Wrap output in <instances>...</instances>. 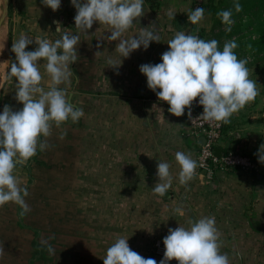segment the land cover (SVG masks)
<instances>
[{
    "label": "crops",
    "instance_id": "crops-1",
    "mask_svg": "<svg viewBox=\"0 0 264 264\" xmlns=\"http://www.w3.org/2000/svg\"><path fill=\"white\" fill-rule=\"evenodd\" d=\"M144 7L145 15L138 23L134 20L121 38L138 36L139 28L153 23L160 42H150L147 49L141 47L127 58H121L116 48L118 41L106 39L112 31L110 25L94 23L87 34L75 27L76 9L70 0H61L57 11L46 7L42 0H9L7 39L5 31L3 34L0 31V40L3 37L1 41L5 42L4 49L0 50L1 110L5 105L13 111L23 107L15 98L16 78H10L8 72L15 61L12 43L21 34L31 39L55 41L68 33L80 37L78 58L69 65L72 72L69 80L58 88L69 94L74 107L84 111L77 122L69 119L59 126L52 122L51 134L40 136L36 154L20 163L13 174L21 187L28 188L29 181L33 183L39 179L38 173L54 157L57 164L65 165L57 170L58 173L62 169L68 178L72 174L73 180L86 179L88 195L104 197L106 205L159 207V218L164 219V226L159 227L158 244L168 233L165 228H189L190 221L204 216L215 217L221 244L233 245L232 254L237 263L246 259L252 264H264V163L259 162L256 155L264 144V95L259 93L253 102L224 123L219 142L221 148L255 155L256 168L218 171L212 177H193L181 185L175 153H190L197 161L201 137L191 133L185 114L172 115L168 112L169 106L156 99L139 67L161 63V55L168 50L167 42L177 32L210 40L217 29L212 28V14L205 13L197 24L189 22L188 14L195 10L194 0H144ZM170 10L176 13L173 19L168 16ZM54 21L60 23V32H56ZM36 47L32 43L25 50ZM120 58L121 65L114 67L118 66ZM110 59L115 62L113 65L108 64ZM46 63V60L38 62L43 77L41 86L45 91L51 85ZM39 143L47 147L41 150ZM160 161L170 164L173 177L172 186L163 197L153 193ZM253 171L260 177L254 176ZM0 207L20 206L7 202ZM161 207H169L168 218L161 216L165 211ZM177 209H182L185 216L179 215ZM240 244L244 246H234Z\"/></svg>",
    "mask_w": 264,
    "mask_h": 264
},
{
    "label": "clouds",
    "instance_id": "clouds-1",
    "mask_svg": "<svg viewBox=\"0 0 264 264\" xmlns=\"http://www.w3.org/2000/svg\"><path fill=\"white\" fill-rule=\"evenodd\" d=\"M4 4V0H0ZM76 9L75 27L87 34L94 23L110 25L112 31L106 37L108 41H118L116 45L120 57L127 58L130 53L141 47L147 49L150 42H160L158 29L153 23L147 28H139L138 36L122 39L123 33L133 26V21L145 15L144 0H70ZM42 3L53 11L60 7L61 0H42ZM233 8L237 13L242 11L239 0H234ZM173 11L168 16L173 19ZM205 9L197 7L190 10L188 20L197 24L203 20ZM231 9L217 13L226 26L225 31H231ZM56 32L61 31L58 21ZM32 43L34 50L25 49ZM79 35L63 33L60 39H31L21 34L12 43L11 51L15 61L10 64V78H16V99L23 107L13 111L5 105L0 113V206L14 202L22 209L21 215L30 211L25 202L28 196L26 187H21L19 180L13 174L22 162L36 154L40 136L51 134L52 122L57 126L71 119L77 122L83 115L82 108H76L70 103L69 94L58 86L69 80L72 75L69 65L77 61V45ZM215 39L204 40L198 35L177 32L173 39L167 42L168 50L161 55V63L143 64L139 71L146 76L147 87L152 90L159 101L169 105L168 112L176 117L185 114L191 122L228 123L229 118L239 112L259 95L257 83L249 78L246 66L248 59H239L234 52L238 47L235 39L226 41L222 51ZM4 47V45H3ZM0 48V50L3 49ZM97 47H100L97 44ZM119 60V67L122 60ZM46 60V72L50 75L49 90L41 86L43 79L38 62ZM115 62L111 59L109 65ZM159 89V91H157ZM203 107V112L196 118L192 117L193 101ZM156 107V105H155ZM157 108V107H156ZM159 109V108H158ZM163 112L162 109H159ZM41 150L47 147L39 143ZM259 162L264 163V144L256 153ZM175 160L180 166L179 183L187 184L195 176L198 167L190 153L177 151ZM170 164L160 161L157 164L158 181L153 187V193L163 197L172 186L173 177ZM180 211L181 215L184 213ZM220 232L216 227L215 217L204 216L190 221V227L178 226L169 228L163 238L164 255L159 264H168L175 260L177 264H230L227 254H222ZM128 238L119 237L107 248L103 264H157L154 258H145L133 251L127 242ZM51 252L52 249L50 248ZM4 249L0 246V255Z\"/></svg>",
    "mask_w": 264,
    "mask_h": 264
},
{
    "label": "rangeland",
    "instance_id": "rangeland-1",
    "mask_svg": "<svg viewBox=\"0 0 264 264\" xmlns=\"http://www.w3.org/2000/svg\"><path fill=\"white\" fill-rule=\"evenodd\" d=\"M214 1L218 12L233 8V0ZM2 5L0 2V16ZM217 13L212 26L217 30L213 31L210 40H217L218 48H222L225 42L222 34L218 35L225 32L226 26L223 23L218 26L220 17ZM247 17L245 11L232 15L235 21L233 25L240 34L245 33L247 28L238 24L246 21ZM6 21L7 17L2 22L5 39ZM247 50L248 46L242 44L234 52L238 55ZM247 59L249 76L258 82V91L264 95V56ZM1 86L2 83L0 89ZM63 166L57 164L53 157L38 173L40 178L33 183L29 181L25 202L30 211L24 215H21V207H0V246L4 249L0 264H103L107 248L119 237L128 238L127 242L133 251L145 258H154L159 264L165 250L163 239L160 244L157 242L159 227L164 226V219L159 218V207L106 205L104 197L88 195L86 179L73 180L72 174L68 178L62 169L58 177L57 170ZM161 208L165 210L161 216L168 218L169 207ZM220 231L223 233V229ZM234 246L241 248L244 245ZM232 248L231 244H222L220 249L222 254L228 255L230 264H252L246 259L237 263ZM168 264L177 262L171 260Z\"/></svg>",
    "mask_w": 264,
    "mask_h": 264
},
{
    "label": "built area",
    "instance_id": "built-area-1",
    "mask_svg": "<svg viewBox=\"0 0 264 264\" xmlns=\"http://www.w3.org/2000/svg\"><path fill=\"white\" fill-rule=\"evenodd\" d=\"M202 2H204V0H194V8L196 9ZM157 91H159V89H157ZM154 95L158 100L156 94ZM159 102L168 105L166 102ZM191 111L193 118L198 117L203 112V107L199 105L198 98L193 101ZM187 112L188 109H185L186 120L191 133L197 137L204 138V142L200 145L198 151V167L195 170L196 174L194 177H212L218 171H233L236 169L248 171L256 168L257 164L251 155L229 147L221 148L219 142L222 137L224 123L221 122L220 126L217 127L215 123L203 122L201 120L191 122L188 119ZM216 147L221 148L220 156L215 155Z\"/></svg>",
    "mask_w": 264,
    "mask_h": 264
},
{
    "label": "trees",
    "instance_id": "trees-1",
    "mask_svg": "<svg viewBox=\"0 0 264 264\" xmlns=\"http://www.w3.org/2000/svg\"><path fill=\"white\" fill-rule=\"evenodd\" d=\"M239 3L242 5V11L248 13V17L246 21L241 22L238 25L246 27L247 31L240 34L235 26L232 25L230 32H220V35L218 36H221L222 34L224 42L235 39L238 47L234 49V51L239 48V45L244 44L248 46L247 51L237 55V57L241 56L240 59L250 58L252 56H264V0H239ZM198 7H203L205 9V13L212 14L214 16L218 12L215 7L214 0H206L205 2L199 4ZM232 12L233 15L236 14L234 8H232ZM220 24H222L221 18L218 19V26ZM238 25L236 26L238 27ZM222 48L219 49L222 51ZM1 111L0 106V113ZM252 157L255 158L254 156ZM254 160L257 164V157ZM253 175L256 176L259 174L253 171Z\"/></svg>",
    "mask_w": 264,
    "mask_h": 264
},
{
    "label": "water",
    "instance_id": "water-1",
    "mask_svg": "<svg viewBox=\"0 0 264 264\" xmlns=\"http://www.w3.org/2000/svg\"><path fill=\"white\" fill-rule=\"evenodd\" d=\"M8 9H9V0H4V4L2 5V15L0 16V26H1L2 22L4 21V19L8 15ZM0 100H1V89H0ZM203 142H204V138L201 137V144ZM220 154H221V148L216 147L215 148V155L220 156ZM258 176L260 177V174Z\"/></svg>",
    "mask_w": 264,
    "mask_h": 264
},
{
    "label": "bare ground",
    "instance_id": "bare-ground-1",
    "mask_svg": "<svg viewBox=\"0 0 264 264\" xmlns=\"http://www.w3.org/2000/svg\"><path fill=\"white\" fill-rule=\"evenodd\" d=\"M3 22H4V21H3ZM0 31H1L2 34H3L2 24H1V26H0ZM2 39H3V37H2ZM2 39H1V40H2ZM1 40H0V48H2L3 45H4V47H5V42H4V41H1ZM4 47H3V49H4ZM3 49H2V50H3ZM2 50H1V51H2ZM1 53H2V52H1ZM0 58H2V56H0Z\"/></svg>",
    "mask_w": 264,
    "mask_h": 264
}]
</instances>
